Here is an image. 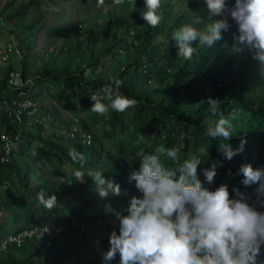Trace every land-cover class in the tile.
I'll use <instances>...</instances> for the list:
<instances>
[{
	"label": "trees",
	"instance_id": "16d2710c",
	"mask_svg": "<svg viewBox=\"0 0 264 264\" xmlns=\"http://www.w3.org/2000/svg\"><path fill=\"white\" fill-rule=\"evenodd\" d=\"M88 1L77 2L86 9ZM90 1L105 4L108 0ZM44 3L0 0V32L7 31V44L19 50V56L10 55L16 60L4 63L0 102L21 98L36 103L35 112H25L20 124H10L0 113V129L17 138L12 159L0 165V246L5 243L0 264H105L102 254L110 247V233H118L117 214H126L131 197L140 196L135 182H128L130 172L160 146L181 149L176 161L161 156L168 167L178 168L193 155L203 159L198 167L202 182V170L213 161L221 162L215 183L205 186L214 190L227 183L230 192L238 188L264 212L257 202L258 184L245 187L239 174L244 164L264 169V72L253 51L235 50L234 21L230 19L232 27L222 32L223 39L214 47L194 42L196 51L185 60L178 56L174 33L184 25L204 31L212 23L204 0H161L157 14L162 19L155 28L142 18L145 0H124L108 12V24L97 33L74 36L78 22L73 21L47 27L48 42L61 41L59 50L47 56L46 51L37 53L36 32L43 22L39 8ZM234 3L228 0L229 7ZM130 31L133 35L128 37ZM12 71L32 84L16 86L9 78ZM114 80L122 82L120 93L139 103L123 113L111 108L107 115L92 112L91 97L102 95L101 89ZM210 99L218 102L215 112ZM45 100L51 104L41 106ZM102 102L109 103L107 98ZM70 109L74 114L64 117L63 111ZM222 117L233 126L229 141L207 136V128ZM242 138L247 141L244 151L231 161L224 159L220 145L230 143L235 149ZM73 149L84 155V161L72 160L68 153ZM78 170L101 171L106 180L121 186V194L101 198L90 177L77 179ZM42 190L57 196L52 211L36 199ZM72 221L84 228L34 236L19 246L9 242L36 226ZM263 260L264 247L257 264ZM110 264H119V256Z\"/></svg>",
	"mask_w": 264,
	"mask_h": 264
},
{
	"label": "clouds",
	"instance_id": "9594fccd",
	"mask_svg": "<svg viewBox=\"0 0 264 264\" xmlns=\"http://www.w3.org/2000/svg\"><path fill=\"white\" fill-rule=\"evenodd\" d=\"M102 3L103 0H100ZM121 5L124 0H114ZM146 11L142 18L153 28L162 17L157 14L161 0H145ZM208 12L207 19L212 23L204 31L192 25H184L174 33L179 57L190 60L196 49L192 46L199 40L202 45L214 47L223 39L222 32H228L235 22L234 41L237 52L245 48L254 52L253 59L260 63L264 72V0H235L229 7L228 0H204ZM199 23V21H197ZM87 76L88 73H85ZM120 80L105 85L102 95H93L95 102L91 111L107 115L109 109L123 113L136 106L139 101L120 93ZM107 98L109 103H103ZM211 110H217L218 102L208 101ZM232 123L222 117L207 128V136L229 141L232 136ZM246 139L233 148L230 143L221 144L223 158L231 161L244 151ZM181 149L160 146L156 152L148 153L140 160L138 170L130 172L128 182H135L140 196H132L126 214H117L118 233L113 230L109 236L110 247L102 254L105 264H110L119 256V264H257V258L264 247V212L257 209V203H250L251 196L238 188L229 191L227 183H221L213 190L219 161H213L198 177V167L203 159L193 155L185 159L178 168L168 167L161 161L166 156L172 161L179 158ZM74 162H82L85 157L75 150L68 153ZM83 167V164L81 165ZM245 187L258 184L257 202L264 207V169H254L244 164L239 169ZM74 175L82 181L87 175L92 179L95 190L101 198L111 193L121 194V186L114 180H106L99 171L87 173L76 171ZM229 176L232 173L229 171ZM38 202L52 211L57 205L56 195L46 191L36 194ZM264 263V260L261 264Z\"/></svg>",
	"mask_w": 264,
	"mask_h": 264
},
{
	"label": "rangeland",
	"instance_id": "374dc122",
	"mask_svg": "<svg viewBox=\"0 0 264 264\" xmlns=\"http://www.w3.org/2000/svg\"><path fill=\"white\" fill-rule=\"evenodd\" d=\"M52 1H55L56 3H53ZM77 1L78 0H45L44 5L39 8V11L43 17V22L42 29L36 32L37 39L40 43L37 53H45L46 51L45 55L48 56L51 51L56 53L61 46V41L55 43L48 42L47 35L50 26H61L67 21L78 22L76 27L77 32L73 34L74 36L78 37L83 35L84 31H93L94 33H97L98 31H102L105 28V26L108 24V12L115 7L113 0H108L105 4H94L89 0L88 3H85L86 9H81ZM76 7H79V9H76ZM79 11L81 14L77 15L76 12ZM37 14L38 12H35L33 15ZM129 36L131 37L130 32L128 34V37ZM8 38L7 31L0 32V76L4 69H6L7 65H4V62H2L1 58L3 56V48H5V45L9 40ZM11 59L12 61L16 60L14 56H11ZM35 68L38 69V64H36ZM50 104L51 102L47 100L40 103L41 106ZM73 114L74 109L63 111L64 117H70ZM41 115L42 109L39 110V117H41ZM50 119L51 117L47 118V120ZM1 251H4V247L0 249V252Z\"/></svg>",
	"mask_w": 264,
	"mask_h": 264
},
{
	"label": "built area",
	"instance_id": "2783aa9c",
	"mask_svg": "<svg viewBox=\"0 0 264 264\" xmlns=\"http://www.w3.org/2000/svg\"><path fill=\"white\" fill-rule=\"evenodd\" d=\"M131 36L133 32L130 31ZM10 55L19 56V50L13 43H8L3 48V56L1 58L2 62L11 64ZM9 78L13 84L22 87L26 84H32L31 80L24 81L21 77L20 72L12 71L9 73ZM36 110V103L32 100L21 98L14 99L11 102L4 99L0 102V113H2L10 124H20L22 122L23 114L26 112L28 115H32ZM86 143L89 144L90 137L86 136ZM15 136H11L5 131V129H0V165L8 162L13 157V152L16 147ZM84 228V226L78 221H72L67 224L57 225V226H36L29 231H24L23 233L13 236L9 239V242L15 243L17 246L21 245L27 238H33L34 236L41 237L45 234H61L70 229ZM5 247V243L0 246V249Z\"/></svg>",
	"mask_w": 264,
	"mask_h": 264
}]
</instances>
